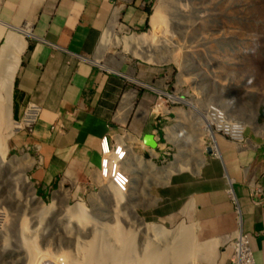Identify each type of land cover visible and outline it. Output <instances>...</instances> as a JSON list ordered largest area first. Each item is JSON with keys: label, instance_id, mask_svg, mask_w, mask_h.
<instances>
[{"label": "rangeland", "instance_id": "374dc122", "mask_svg": "<svg viewBox=\"0 0 264 264\" xmlns=\"http://www.w3.org/2000/svg\"><path fill=\"white\" fill-rule=\"evenodd\" d=\"M144 9L150 13L145 12L147 18L142 25H127L118 20L108 35L107 45L99 51V64L110 70H124L129 90L140 94L146 90L154 92V96L148 95L140 104L143 114L139 129L150 132L152 128L154 137L159 139L158 146L153 154L150 149L137 151L131 142L134 155L153 166L151 169L174 165L177 160L183 168L171 172L166 181H160L161 177L155 181L151 169L149 172L137 165L138 170L132 172V166L124 162L123 169L131 180L128 191L118 201L107 192L108 182L101 176L99 189L80 193L79 197L71 184L63 188L51 186L40 195L30 178L32 168L27 156H31L23 147L13 144L12 139L22 130H17L19 124L11 112L17 128L6 139L4 160L12 168L0 167V264H66V259L76 251V238L91 240V230L109 231L115 224L116 229L123 228L126 233L136 232L125 248L128 258H139L143 252L139 241L143 226L152 224L168 231L188 227L189 223L175 216L159 214V205L165 202L167 186L174 178L197 174L211 154L208 149L214 147L213 131L206 129L205 106L210 104L209 117L223 110L228 117L240 120L244 134L249 129L264 130V0H146ZM155 9L157 15L151 20ZM3 29L0 24V34ZM133 35L141 37L139 50L125 42ZM3 39L0 38V46ZM142 45L151 48L150 56L140 51ZM137 102L134 107L139 105ZM129 131L127 123L119 133L124 138L112 141H122L126 147L125 135ZM166 131L171 136L167 137ZM199 150L200 161L196 155ZM76 203H81L84 210L75 211ZM21 218L31 235L28 242L32 240L33 256L28 257L21 246ZM106 241L109 240L103 238L100 242ZM188 242L189 264H213L211 255L216 251L198 254L196 248L202 243Z\"/></svg>", "mask_w": 264, "mask_h": 264}, {"label": "crops", "instance_id": "0c3cea01", "mask_svg": "<svg viewBox=\"0 0 264 264\" xmlns=\"http://www.w3.org/2000/svg\"><path fill=\"white\" fill-rule=\"evenodd\" d=\"M145 2L0 0L5 25L0 38L5 44L11 31L24 38L13 78L12 115L19 120L27 104L37 107L32 130L19 127L22 132L12 140L32 157L27 156L30 178L40 195L65 184L74 186L76 197L99 189L101 138L109 143L124 138L119 133L127 123L126 151L132 142L137 151L155 154L143 142L155 131L139 129L140 104L154 92L129 90L124 70L99 64V51L106 46L102 38L106 42L120 19L127 25L144 24ZM245 136L238 146L215 133L216 157L208 154L197 174L174 178L159 205V214L189 223L196 242H216L213 264H228L223 245L237 230L247 235L254 262L264 264V201L256 203L253 193L259 187L264 194V130L249 129Z\"/></svg>", "mask_w": 264, "mask_h": 264}, {"label": "bare ground", "instance_id": "6f19581e", "mask_svg": "<svg viewBox=\"0 0 264 264\" xmlns=\"http://www.w3.org/2000/svg\"><path fill=\"white\" fill-rule=\"evenodd\" d=\"M156 13H157V9L154 10V13L151 16V20H154L155 16L157 15ZM0 24L5 26L2 22H0ZM18 29L21 30L22 28H17V30ZM105 33H108V31H105ZM102 40H103L102 44L105 43L107 45V40L106 42L104 38H102ZM126 40L127 41L125 42L130 43V45H132V48H134L135 50L137 49L139 50V46H141L142 44L140 42L141 37L136 35L135 36L133 35ZM23 45H24L23 35L17 31L16 32L11 31V33L8 34V36L6 37L5 44L0 49V167L4 165L7 167L8 170H10L12 167L10 166L9 162H6L4 160L7 153L6 139L8 137V133L14 131L17 128V126L14 125L16 122L12 121V117H11L12 83ZM140 51L144 53V56L151 55L149 53L151 51V48H149L148 45H144V48L142 45V49ZM174 98L180 100V98L178 97L174 96ZM198 107H200V105ZM209 108H210V104L205 106L206 114L209 112L210 110ZM195 110L200 111V109L198 110L197 107ZM215 116L216 117L219 116L218 118H220L222 116V113L218 111L217 115ZM206 122H207L206 129L208 130L209 133H212L209 127L210 122L208 121V119H206ZM167 129H174V128L168 127ZM166 133H167V137H169V135L171 136V134H169L167 131ZM132 151L133 150L131 148H128V151H126V153L128 154L125 159L126 166L127 163L129 166H132V172L134 170L136 171L138 170V167H135L137 165H139L140 167H144L146 169L148 168L149 172L152 170V175L155 176L154 178L156 179L155 181L160 180V177H161L160 181H166L167 177L171 172L183 168L181 165V161L177 160L174 163V165L173 164L166 165L165 167L151 169L153 168V166L150 167L149 163H145L140 158H137L134 155L135 153H133ZM201 152L202 151L200 150L196 152V155L198 157L197 159L199 161L200 158H202ZM215 154H218L216 150H215ZM143 170L145 171V169ZM18 177L19 176H16V178ZM21 179L22 182H25L23 178ZM129 186H130V182H129ZM106 189L108 190L107 192L112 194V197L116 201L122 198L123 192L118 191L111 183H108ZM32 198H34V195H32ZM50 206L51 205H47L45 207L49 208ZM73 209H75V211L77 209L84 210V207L82 206L81 203H76L73 206ZM82 218H84L83 215ZM21 220L18 226L19 235L21 237V240L23 239L21 246L26 249L28 257L33 256L35 252L31 244L32 240L30 241L31 243L28 242L29 241L28 236L31 235L27 233L23 218H21ZM135 221H137V218H135ZM187 225L188 227L179 226L178 228H175L172 231H168L165 228L155 226L152 224L143 226L139 233L140 237L142 238L139 241H140V245L142 246L143 252H141L142 254L141 256H139V258H134V259H130L126 256V251H128V249L125 247L130 246L132 240H134L136 236V232H134V234L126 233L125 229L123 228L116 229L115 228L116 224L114 227H112V230L109 231L105 229L91 230L90 231V234L92 235L91 240L84 238L82 239L76 238V244H77L76 251L72 253L70 257L66 259V261L68 264H189L188 261H189L190 252L188 251V243H189L188 241L195 240V238H194L192 226L190 224ZM84 230L80 228V231H84ZM109 235H111V238H108ZM238 235L239 233L235 232L234 236L237 237ZM83 237H85V234L83 235ZM25 238L27 239L25 240ZM103 238L108 239L109 241H106V244H103L100 242ZM215 244L216 242L214 240L206 241L205 243H202L201 247L199 246L197 247L198 249L196 248V253L199 254L201 252L205 253V251L207 250L210 251L211 249H213V246ZM115 246H118V248H114ZM198 254L197 255L194 254V255L198 257ZM206 255L204 257H206ZM211 256H213V252Z\"/></svg>", "mask_w": 264, "mask_h": 264}, {"label": "built area", "instance_id": "2783aa9c", "mask_svg": "<svg viewBox=\"0 0 264 264\" xmlns=\"http://www.w3.org/2000/svg\"><path fill=\"white\" fill-rule=\"evenodd\" d=\"M220 112L222 113L220 118H218L219 116H215L217 114L209 117L207 113L206 119H210L208 121L212 123V125H210L213 126L216 131L226 134L231 139L241 144L244 139L241 123L229 119L225 112ZM36 116L37 107L33 103L27 104L20 119L17 121L19 127L32 130L31 128L33 127ZM101 153L102 156L99 164L101 178L111 183L118 191L124 193L128 189L130 182V177L122 166L126 158L125 144L122 141L109 143L107 137L104 136L101 138ZM254 194L257 196L255 200L256 203L264 201V194L261 193L260 188H256ZM230 247L229 264H256L253 260L246 234L239 233L230 243Z\"/></svg>", "mask_w": 264, "mask_h": 264}, {"label": "clouds", "instance_id": "9594fccd", "mask_svg": "<svg viewBox=\"0 0 264 264\" xmlns=\"http://www.w3.org/2000/svg\"><path fill=\"white\" fill-rule=\"evenodd\" d=\"M226 114V113H225ZM227 115V117H228V114H226ZM229 119H231V120H234V121H239L240 122V120H238V119H236L235 117L233 118V117H228ZM204 120H205V122H206V117H204ZM14 121H16V120H14ZM18 121V120H17ZM16 121V122H17ZM206 125H207V122H206ZM246 126V125H245ZM209 127H210V129L213 131V135H212V141H213V144H214V147L215 148H213V149H211V151H210V149H208V151H209V153L211 152V154L213 155V156H215L216 157V154H215V151L214 152H212V150H216L217 151V148H216V143H215V141H214V133H219V134H221V135H223V136H225L226 138H228L229 140H231L232 142H234L236 145H238V146H241V145H243L244 143H245V141H246V136H245V134L243 133V142L240 144L239 142H237V141H234L233 139H231L229 136H227L226 134H223V133H221V132H218V131H216L210 124H209ZM212 127V128H211ZM19 128V127H18ZM244 131H245V129H244ZM154 137V136H153ZM123 139V138H122ZM154 139H155V137H154ZM156 140V142H157V144H158V138L157 139H155ZM156 144V145H157ZM156 148V147H155ZM155 148H153V149H155ZM217 153H218V151H217ZM126 155H127V153H126ZM126 159V158H125ZM100 164V163H99ZM109 183V182H108ZM259 188V187H258ZM255 190V189H254ZM253 193H254V191H253ZM236 232H238V233H242V234H244L242 231H240V230H237ZM235 234V233H234ZM234 234L233 235H231V236H229V239L228 240H231L232 239V241L236 238L235 236H234ZM227 240V241H228ZM225 242V244H224V246H223V248H227L228 249V264H229V254H230V252H231V247H230V243L232 242ZM249 244V243H248Z\"/></svg>", "mask_w": 264, "mask_h": 264}, {"label": "water", "instance_id": "95a60500", "mask_svg": "<svg viewBox=\"0 0 264 264\" xmlns=\"http://www.w3.org/2000/svg\"><path fill=\"white\" fill-rule=\"evenodd\" d=\"M143 142L145 144H147L148 146L152 147V148H155L156 147V140L154 139L153 135L152 134H146L144 137H143Z\"/></svg>", "mask_w": 264, "mask_h": 264}, {"label": "trees", "instance_id": "16d2710c", "mask_svg": "<svg viewBox=\"0 0 264 264\" xmlns=\"http://www.w3.org/2000/svg\"><path fill=\"white\" fill-rule=\"evenodd\" d=\"M146 13H148V14L150 13L149 9H146Z\"/></svg>", "mask_w": 264, "mask_h": 264}]
</instances>
